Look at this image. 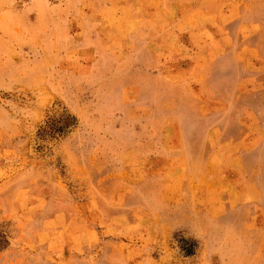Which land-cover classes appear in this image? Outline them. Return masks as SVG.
Segmentation results:
<instances>
[{
  "label": "rangeland",
  "instance_id": "1",
  "mask_svg": "<svg viewBox=\"0 0 264 264\" xmlns=\"http://www.w3.org/2000/svg\"><path fill=\"white\" fill-rule=\"evenodd\" d=\"M0 264H264V0H0Z\"/></svg>",
  "mask_w": 264,
  "mask_h": 264
}]
</instances>
